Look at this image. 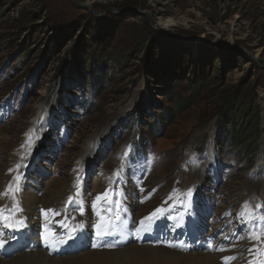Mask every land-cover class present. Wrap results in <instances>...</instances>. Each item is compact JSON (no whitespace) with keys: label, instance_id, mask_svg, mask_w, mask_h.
<instances>
[{"label":"rangeland","instance_id":"obj_1","mask_svg":"<svg viewBox=\"0 0 264 264\" xmlns=\"http://www.w3.org/2000/svg\"><path fill=\"white\" fill-rule=\"evenodd\" d=\"M223 111L228 127L216 123ZM255 117L258 149L250 157L232 137L246 135ZM263 147L264 0H0V172L7 176L0 198L7 204L17 180L22 198L124 183L134 208L143 207L138 187L152 184L162 197L182 172L193 198L172 195L162 213L192 221V243L201 245L219 201L230 204L224 232L249 231V259L258 264ZM242 186L253 187L246 233L232 219ZM57 196L55 212L74 224L80 216ZM102 204V214L113 207ZM62 249L63 257L90 250L84 241Z\"/></svg>","mask_w":264,"mask_h":264},{"label":"bare ground","instance_id":"obj_2","mask_svg":"<svg viewBox=\"0 0 264 264\" xmlns=\"http://www.w3.org/2000/svg\"><path fill=\"white\" fill-rule=\"evenodd\" d=\"M15 155V152L13 154L8 153V160L13 159ZM263 158L264 149L260 155L257 170H261L263 167ZM6 178L5 173L0 172V188L4 185ZM53 183L52 187H60L64 182H59L58 185L55 182V186ZM151 185L141 186L138 192H141L144 206H135V208L132 207V200L124 194L125 190L121 187L119 191L122 193V198L119 197L121 199L118 207L113 208L106 218L100 215L102 209L100 202L105 197L117 200V194L105 196L102 193L91 196L84 193V195L72 198V192H70L68 185H65L63 193H57L56 189L53 190V188L42 190L41 195L46 194L44 196L45 201L42 200L43 197L40 198L41 195L38 197L25 194L24 201L21 202L22 208H17L18 219L22 221L18 230L5 228L3 222H0V228L10 231L12 236V239H6L4 247L0 248L4 252V256L0 257V264H151L153 261L174 264H225L227 257H235V259L229 260L228 264L252 263L249 259V253L252 252L249 241L250 232L248 231L245 237H236L235 232H224L226 225L224 219L227 215L232 214L227 212L230 204H226L222 200L219 201V207L213 217V223L216 224L214 228H211L212 234L208 236L206 243L197 245L192 243L194 237L191 230L192 221L188 220L187 217H166L162 213L163 203L169 200L172 195L182 194L188 201H191L194 195L191 188V178L188 175L185 177L184 173L181 172L179 179L168 185L169 190L166 191L168 188H164L165 195L162 197L156 193V187ZM242 188L243 186L237 191L238 193L242 192L243 196L238 193L235 194L239 197L236 201L237 204L241 205L233 213L232 219L234 225L246 233L250 227L248 216L252 206L249 199L253 187H244L243 190ZM58 194L64 197L69 195L68 202L73 203V207L77 211L84 210L83 222L69 224L63 218L56 216L53 204L59 199ZM97 197L100 199L98 200ZM27 198L31 199L30 202H34V206L26 207ZM230 198L234 199L233 195ZM12 208H16V203L12 204ZM29 209L34 212L30 213L31 220L27 221L26 214H28ZM158 209L161 211L157 212ZM0 210H4V215L8 216L9 209L1 201ZM186 210L189 211V203ZM154 213L155 215H153ZM33 218H35L34 221ZM8 222L12 223L13 220L9 219ZM86 224L92 226V231L89 233ZM97 224L100 225L99 230L102 233L110 229V234L98 238L96 235ZM71 229H77V231L73 239H68ZM37 231L40 232L38 235L36 234ZM182 232L184 234L181 240L180 233ZM0 233L2 232L0 231ZM45 235L48 236L51 247L45 246ZM83 237L87 238L89 251L72 257L60 256V252L64 251L63 247L66 250L72 243H77ZM60 241L65 242L61 243ZM242 241L245 243H241ZM234 242H238L237 248L234 246ZM94 244L98 247L91 249ZM109 244L113 245L111 251L107 247ZM244 254H246L244 256L245 261L239 258L240 255ZM262 262H264V258Z\"/></svg>","mask_w":264,"mask_h":264},{"label":"trees","instance_id":"obj_3","mask_svg":"<svg viewBox=\"0 0 264 264\" xmlns=\"http://www.w3.org/2000/svg\"><path fill=\"white\" fill-rule=\"evenodd\" d=\"M231 91H228V93ZM232 104V103H231ZM231 115L228 114V112H222V114L217 115V122H222L221 124L231 125ZM228 127V126H227ZM226 127V128H227ZM259 127L257 123V117L254 119V124L251 125L250 130L247 131V134L242 135L240 132H238L235 137H232L233 143L232 146L239 147L240 151L245 154H249V156L253 157L258 149V137H259ZM249 141V143L247 142ZM248 144H251L252 147H250ZM251 153V154H250Z\"/></svg>","mask_w":264,"mask_h":264},{"label":"snow or ice","instance_id":"obj_4","mask_svg":"<svg viewBox=\"0 0 264 264\" xmlns=\"http://www.w3.org/2000/svg\"><path fill=\"white\" fill-rule=\"evenodd\" d=\"M105 196H107V194H105ZM14 199V197H13ZM97 199L99 200L100 197H97ZM16 207H18V205H16ZM161 210H157V212H159ZM155 215V213L153 214ZM9 217H11L13 219L12 223H9ZM151 219V217H150ZM0 222H3L4 227L8 228V229H12V230H18L20 224L22 223V221H20L18 219V217L16 216L15 212H9L8 216L4 215V210H0ZM110 223V222H109ZM97 237L98 238H102L103 236L109 235L110 234V229L105 230L103 233L99 230L100 229V225L97 224ZM77 229H71L68 235V239H73L74 238V234L76 233ZM253 238L254 239H260V234H253ZM44 240H45V246L46 247H51V244H49L48 242V236L45 235L44 236ZM61 243H64L65 241H60ZM6 243V240L4 239V235L3 233H0V248H3L4 245ZM171 247V245H169ZM93 247H98V245H93ZM107 247H113V245L109 244L107 245ZM251 251V250H250ZM231 259H235V257H227L225 258V264H228L229 260ZM258 264H264V262H258Z\"/></svg>","mask_w":264,"mask_h":264},{"label":"water","instance_id":"obj_5","mask_svg":"<svg viewBox=\"0 0 264 264\" xmlns=\"http://www.w3.org/2000/svg\"><path fill=\"white\" fill-rule=\"evenodd\" d=\"M70 1H73V0H70ZM75 5L77 6V7H82L83 5H81V4H77V3H75Z\"/></svg>","mask_w":264,"mask_h":264}]
</instances>
